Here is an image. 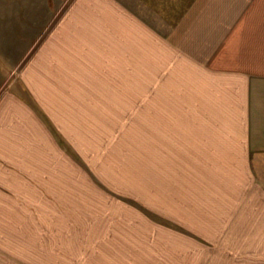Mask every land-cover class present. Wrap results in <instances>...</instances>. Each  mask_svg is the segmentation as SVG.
Segmentation results:
<instances>
[{
    "label": "crops",
    "instance_id": "crops-1",
    "mask_svg": "<svg viewBox=\"0 0 264 264\" xmlns=\"http://www.w3.org/2000/svg\"><path fill=\"white\" fill-rule=\"evenodd\" d=\"M39 1L0 0V209L11 195L17 209L64 207L66 195L81 203L90 185L126 215L139 206L149 217L151 207L128 189L110 193L71 147L90 96L108 107L113 130L119 98H134L141 79L147 158L160 161L159 178L164 162L167 177H191L185 188L175 179V214L224 249L238 241L246 264H264L263 15L258 28L257 12H194L192 3L65 0L57 12ZM169 64L175 84L159 72Z\"/></svg>",
    "mask_w": 264,
    "mask_h": 264
},
{
    "label": "rangeland",
    "instance_id": "rangeland-1",
    "mask_svg": "<svg viewBox=\"0 0 264 264\" xmlns=\"http://www.w3.org/2000/svg\"><path fill=\"white\" fill-rule=\"evenodd\" d=\"M42 1L38 2L39 6ZM151 1V4L165 8H172L176 2L181 8L192 3L189 6L194 12H257L258 28L262 26V15L264 19V0ZM48 3L58 12L67 1L51 0ZM206 51L207 48H200L194 53ZM176 67L165 65L162 69L159 67V72L175 84ZM166 82L164 80L165 88ZM151 84L156 89L160 81H151ZM145 87L146 82L137 79L135 97L119 98L113 130L105 124L108 118L112 125L108 107L104 104L98 107L90 96L81 114L76 113L72 130L77 139L76 143L72 141L71 147L73 153L85 160L89 170L103 174L104 183L112 187L111 190L107 187L110 193L121 196L113 190L128 189L137 204L146 210L151 207L150 216H144V209L139 206L136 212L129 210L137 216L126 215L128 209L125 206L117 205L118 201L105 193L101 195L90 185L88 194L85 193L88 198H83L81 203L69 202L74 195H66L58 202L65 206L54 209L39 206L37 209H17L13 207L17 203L11 200V195L8 208L0 209V264H246L239 258L238 241L229 242L231 247L224 249L222 245L203 239L206 233L191 231V219L178 218L175 214L179 204L176 198L180 193L176 180L185 188L191 177H167L165 173L172 171L164 162V174L159 178L160 161L154 156L150 159V155L147 158ZM121 88L127 89L123 85ZM95 100L103 102L102 96ZM175 193L178 194L175 196ZM25 202L23 199L22 203ZM184 220L188 222H182ZM210 243L212 249H209ZM130 254L135 256L132 258Z\"/></svg>",
    "mask_w": 264,
    "mask_h": 264
}]
</instances>
